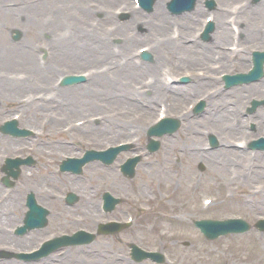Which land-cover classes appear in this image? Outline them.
I'll return each mask as SVG.
<instances>
[{
    "label": "bare ground",
    "instance_id": "6f19581e",
    "mask_svg": "<svg viewBox=\"0 0 264 264\" xmlns=\"http://www.w3.org/2000/svg\"><path fill=\"white\" fill-rule=\"evenodd\" d=\"M97 2L94 6L93 3ZM124 0H42L40 3L35 5L28 6L27 9L23 10V7L20 8H8L0 10V29L10 25V22L13 20L12 14L14 12H22L26 13L27 19L24 24H27L25 27V31L31 29H37L38 31H42L43 34L51 35L50 45H53L52 52L48 58V62H51V66L49 69L44 71V75L42 76V70L37 66L36 68H32V58L34 54L26 49V48H17L15 46L10 47L6 44L2 39H0V47H3L7 53H0V69L1 71V80H0V107L3 106L6 102L10 101L11 103L17 102V96L20 93V90L26 88L25 86H33L39 87L44 86V89H52L51 77L50 73L53 71H65V68L77 67L80 68H90L96 67L99 64H103L107 67L106 71L102 74H97L95 71H90L89 77H93L91 82L86 85H81L75 88L67 87L63 89L64 102H62L61 111L68 115H72V113H78L79 109H74L73 104L82 101L83 107L80 109H84V111H98L97 106L91 99V95H95L96 98H101L100 96L105 95L113 100V104L120 105H128V109L130 113L133 109L138 108V110H145L149 108H145L144 106L138 105L135 106L131 102L128 101L127 93L132 91L131 81L139 79V77L143 73H152L151 70L153 66L147 67L145 65L142 68L138 69L135 65H120L117 58L114 56L113 51L110 50L109 46L111 44V37L113 34L122 35L127 37L128 44L121 45V48L126 46H130L133 48L139 41L141 40H149L152 36H160V37H169V33L167 32L168 25L171 23V19L167 17L164 12L159 8L161 6V1L165 0H157L156 6L153 12V21H146V17L143 13L141 17L135 18V11L133 8L131 10L134 13V18L136 21L142 20V23L147 28L148 34L144 37H141L138 34H135L136 39H131L128 36H131L130 33H127L124 28L120 27L119 32L114 33L115 30H109L108 27L105 28V25L108 26L109 21H113L114 14H112V4L116 2H120ZM217 4L220 6L217 8L214 13L215 19L213 20L215 23L214 33L211 34L213 38V42L202 44V47H195L193 44H186V39H192L193 33L198 31V22L200 16L203 14V10L200 5H197L196 11L192 14H188L182 18L180 21H177L182 27V40L178 43V46H169L174 44V41L171 38L165 39L167 41L162 44H157L152 50H154V65L158 68L162 67L163 61L165 65H168L169 72L175 69L176 72L179 71V67L182 63H177L171 59L168 52H175L179 50V54L181 56L190 53L189 61H193V54L199 55L198 58H203L200 60L198 66L204 67L210 73L213 72L209 68V65L215 66L216 62H220V68L229 70L230 65L235 62V58H231L233 54L227 53L225 51V46H231V44L226 43L228 40H231L232 30L229 23L227 22L226 11L221 9L222 3H229L231 0H216ZM26 2V0H24ZM246 10L240 11L238 16V23L245 22V27L240 29L244 34L245 41L254 45L255 43L262 44L264 47V0L261 1L255 7L248 5ZM128 9V8H127ZM221 9V10H219ZM102 11L103 15V23L100 21H95L98 25H101L103 29H97L90 22L92 15L97 11ZM235 24H236V20ZM131 22V21H130ZM176 22V21H174ZM204 25V22H200V27ZM113 25V24H111ZM129 27V26H126ZM144 28V26H143ZM113 49V48H112ZM151 49V48H150ZM224 57H219V59L215 60L216 54H224ZM241 52V51H240ZM240 53L236 56L237 62L241 58ZM196 58V59H198ZM231 58V60H229ZM205 59V62H204ZM202 61V62H201ZM155 68H153L154 71ZM158 70L155 71V74L152 73V76L156 77L155 82L151 86L154 89L153 96L159 97L162 93L160 91L163 86L161 79L157 75ZM37 73V78L33 77L30 73ZM21 74L28 73L30 77L14 78L11 74ZM115 73L119 81H117V85L113 84L110 78H106L108 74ZM210 80L211 77L209 76ZM264 83V78L262 79ZM256 83L249 86H244L241 89H233L231 92L224 94L222 97V102L225 103L227 100L232 101L231 104H245L246 101L243 97V94H248L249 92H253L260 95L258 92L264 93V84ZM91 84L90 86H88ZM188 87V86H185ZM195 90L200 91L205 88L204 84H197L193 87ZM182 87H178L177 90H181ZM188 94V88H185ZM186 94H183V96ZM160 98V97H159ZM260 98V97H259ZM153 98H151L152 100ZM161 99V98H160ZM19 101V98H18ZM97 102V101H96ZM175 104V103H174ZM60 106V103H59ZM151 108H154L155 104L149 105ZM235 107V106H234ZM231 105V109L227 107L221 114H219L214 122V125L223 126L224 123H228V127L225 130L228 132L234 131V126L231 125L233 123V119L229 118L232 116L231 110L234 108ZM3 108H0L2 110ZM39 105L34 104L30 108L31 112L34 110L38 111ZM32 115L38 118L37 115ZM67 115V116H68ZM264 117V115H263ZM108 120V118H107ZM106 120V121H107ZM34 121V120H33ZM239 123V122H238ZM242 123V122H240ZM96 128H103L102 126H97ZM107 128V126L105 127ZM221 150L214 151L213 154L220 153ZM230 154H234L230 151L223 152V156H229ZM264 164V163H263ZM264 173V172H262ZM16 199H13L11 203H9V207H14ZM13 219H16L15 217ZM8 238L14 242H19V239L12 238L10 235H0V238ZM91 262L95 264H105L104 261L100 260L96 256H93ZM67 264H85L80 262H71Z\"/></svg>",
    "mask_w": 264,
    "mask_h": 264
},
{
    "label": "rangeland",
    "instance_id": "374dc122",
    "mask_svg": "<svg viewBox=\"0 0 264 264\" xmlns=\"http://www.w3.org/2000/svg\"><path fill=\"white\" fill-rule=\"evenodd\" d=\"M235 1V0H234ZM117 4H112L114 7ZM148 12V11H147ZM16 13L13 14V24L16 23ZM12 26L7 27V29H11ZM23 26V29L25 26ZM133 25L130 24L128 28L132 29ZM10 30H5L4 33L1 32V38L3 41H7V34ZM23 41L24 44L31 43L37 41V43L41 40L42 36L44 35L42 32L38 34V32H34L33 29L28 31H23ZM3 35V37H2ZM12 38V35H11ZM144 42L138 43V45H142ZM229 43V42H228ZM19 48H24L23 46H20ZM34 49V46H33ZM37 61L36 56L35 59L32 58L33 64ZM196 63H192V66H196ZM191 66V67H192ZM74 68V67H72ZM263 95L262 92H259ZM245 96H249V93ZM264 96V95H263ZM96 99V96H92V100L94 101ZM249 102V101H248ZM14 104H11L10 102H7L4 104V109L6 107L12 106ZM78 105H81L82 108V101L76 103L74 105L75 109L78 108ZM67 108V107H63ZM94 112H89L90 114H95ZM99 112V111H98ZM82 112L75 113L71 115L70 119H64L62 117L61 120H58L51 124V122H47L46 128H58L57 131L54 133V139L60 137L63 134L62 130L63 128H66L69 125H75V120L81 117ZM42 117L39 116L38 120ZM137 115H131L130 119L135 120L137 119ZM57 119V118H56ZM152 120V118H151ZM25 122L29 124L30 120L25 119ZM23 121H21V124ZM24 124V123H23ZM129 126H139L141 124L137 123L136 121H130L128 122ZM41 125H39V121H37L34 128H41ZM101 126V125H100ZM117 126V123L114 124V127ZM33 127V126H32ZM90 128H95L94 125H90ZM120 128V127H119ZM260 133L264 130V128L261 126ZM78 137L83 138L85 142H90L95 135H98L101 137L102 142L106 143H115L119 141H123L128 138H132V134L126 133V135L117 136L114 137V139L108 138L107 140L104 138L103 134L95 133V132H89L87 134L85 133H79L76 132ZM142 136V131L135 137L139 138ZM51 137V136H49ZM100 138L97 137V140ZM96 141V139L94 140ZM93 141V142H94ZM147 141V138L144 137L140 144H145ZM75 142V138H74ZM97 142V141H96ZM101 142V143H102ZM100 143V144H101ZM91 146L90 143H83L82 147H89ZM177 144H171L168 147L169 154L178 155V157L181 159L182 163H184V167H180V169L185 173V177L179 178L177 180L176 176H174V170L172 169V179H169V185L165 186L158 180L157 176V169L158 166L149 167L148 165L151 163V160H155L156 158H160V153L157 152V154L152 157V159H147L144 166H148L145 169H140L137 172V175L135 177V183L136 185L146 194V197H148L150 194L154 192H159L160 190H164L167 194L164 197V199H161L158 203H155L156 209L153 210L150 213H142V215H138L137 217V226L141 230L142 234V244L145 247L153 248L155 246H166L164 248H168L171 256L176 260L175 264H213L215 261L217 262L219 259H226L228 262L227 264H262V262L258 259V256L255 254L254 246L256 242H262L264 244V237L260 236L259 238L255 233L244 237L242 239H235V238H225L221 239L219 241L215 242H202L200 240L201 237L198 235L196 231H194L190 227V222L192 219L198 218L199 216H202L198 210H197V204L205 197L207 194H213L217 197L218 202L214 205V207L210 210V213L208 214L210 217H228V216H239L244 215L246 216L247 220L253 221L254 218H257L258 216H264V206L259 210L261 205L263 204L264 196L263 194H260L258 196V207L255 208L254 205H248L250 203L254 204L256 202V196L253 193L255 190V187L250 186L245 183H240V186L237 188L235 182H230L228 178V181L222 180V175H218V172L216 170L211 169L212 165H209L210 168L207 167H201L200 162L194 161L190 156L186 155V153H181L179 151L174 150L173 148L176 147ZM102 147V146H100ZM263 157V154L260 153V160ZM175 158V157H173ZM172 158V159H173ZM196 160H199L197 158ZM170 166L172 165V162H168ZM195 166L197 168L196 172V180H194V176L192 174L194 173L192 171L191 174L187 173V169L185 166L192 167ZM214 166V165H213ZM100 168V171L97 173L99 174H106L107 177L102 178H95L91 172L90 169V175L93 178V181L102 188L107 187L112 189L114 192H125L130 194L129 190H127L126 185L123 183V181H119V185H112L110 182V177L114 178V173L110 169L107 168ZM221 174L226 175L222 170H218ZM109 174V175H108ZM167 176V174H166ZM259 181L260 184H262L263 180L261 178H257L255 176L254 182ZM232 183V189L231 192L234 193V195L225 196L222 194L223 188H226L227 184ZM61 184V183H60ZM62 186V185H59ZM235 187V188H234ZM126 188V189H125ZM125 190V191H124ZM261 189H259L260 191ZM224 192V191H223ZM247 195V196H245ZM244 202V203H243ZM260 214V215H257ZM52 227L47 229L44 233H40V235H45L48 230H50ZM58 227L55 226L52 229H57ZM137 228V227H136ZM134 236L132 235L129 240L133 239ZM137 239V237H136ZM106 241H109L107 238H105ZM138 240V239H137ZM188 242L187 245H185ZM148 264V263H147Z\"/></svg>",
    "mask_w": 264,
    "mask_h": 264
}]
</instances>
